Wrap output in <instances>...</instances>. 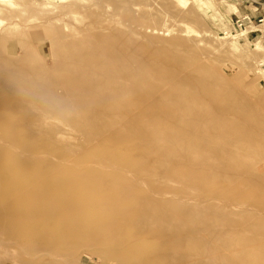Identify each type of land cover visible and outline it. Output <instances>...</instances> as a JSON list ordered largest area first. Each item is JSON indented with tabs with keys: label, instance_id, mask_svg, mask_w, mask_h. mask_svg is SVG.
<instances>
[{
	"label": "rangeland",
	"instance_id": "obj_1",
	"mask_svg": "<svg viewBox=\"0 0 264 264\" xmlns=\"http://www.w3.org/2000/svg\"><path fill=\"white\" fill-rule=\"evenodd\" d=\"M93 46L121 68L91 74L121 89L110 103L66 80L87 76ZM179 64L181 78L200 65L226 82L236 107L158 144L145 126L166 120L144 112ZM261 125L264 0H0V264H264V156L193 160L195 142Z\"/></svg>",
	"mask_w": 264,
	"mask_h": 264
},
{
	"label": "bare ground",
	"instance_id": "obj_2",
	"mask_svg": "<svg viewBox=\"0 0 264 264\" xmlns=\"http://www.w3.org/2000/svg\"><path fill=\"white\" fill-rule=\"evenodd\" d=\"M100 27V26H99ZM124 36V35H123ZM112 37V36H111ZM120 37V36H119ZM129 37V36H128ZM96 38V37H95ZM98 39V38H96ZM103 38H100V40ZM109 39L110 38H106ZM116 39V37H115ZM123 39V37H122ZM90 40V38H89ZM104 41V40H103ZM114 41V40H113ZM83 42V41H82ZM99 42V41H98ZM174 42V41H173ZM100 43V42H99ZM126 44V42H125ZM82 45H84L82 43ZM85 46V45H84ZM60 47V46H59ZM102 47V46H101ZM108 47V45H107ZM128 47V46H127ZM119 48V47H118ZM77 49V48H76ZM151 50V49H150ZM108 53V50H103L99 46L82 48L81 53L86 58V60L82 61V74H87L83 80L80 82H76V74L77 71L75 68L70 69V74L66 78L67 82L72 85L75 84L78 88L81 89L82 94H87L91 92L89 85L93 84L92 89L96 91V94H99L100 98L105 99L109 102V100H115L116 95H121V89L115 85L109 84L103 79H98L95 76H91L92 72H107L111 76L116 75L121 72V68L119 64L113 61L115 58L112 55L104 54ZM152 51V50H151ZM78 52V51H77ZM134 53V52H133ZM133 55V54H132ZM137 55V53H136ZM160 56V55H159ZM154 57V56H153ZM161 58V57H160ZM116 59V58H115ZM148 60V59H147ZM79 61V60H78ZM136 61V60H133ZM161 61V59L159 60ZM121 62V61H120ZM137 62V61H136ZM139 62V61H138ZM179 62V61H178ZM129 63V62H128ZM132 63V62H131ZM154 63V62H153ZM152 63V64H153ZM172 63V62H171ZM125 64V63H124ZM135 64V63H134ZM141 64V63H140ZM150 64V63H149ZM176 65V63H175ZM57 67L59 65H56ZM69 66V65H65ZM122 66V65H121ZM131 66V65H130ZM144 66V65H143ZM149 66V65H148ZM202 66V65H201ZM71 67V65H70ZM69 67V68H70ZM76 67V66H75ZM151 67V66H150ZM64 69L66 67H63ZM68 68V67H67ZM131 68V67H130ZM135 68V67H132ZM137 68V67H136ZM157 68V67H156ZM181 66L180 64L176 66V69L173 73H168L164 78V90L160 92H155L154 94L159 99V103L153 107H149L144 112L147 115L152 114L153 112L161 113L166 123L157 124V126H145L146 139H152L158 144H162V140H170L177 137H186L189 131H194L198 134H204L209 132L215 125L217 118H224L233 113V110L236 107L235 95L236 92L232 88H228L227 83L221 81L219 78L215 77L213 73L205 72L200 65L193 66L192 70L187 73V77L181 78ZM139 69V68H137ZM146 69V67H145ZM135 70V69H134ZM133 70V71H134ZM142 70V69H141ZM2 71V70H1ZM54 71V69H53ZM52 71V72H53ZM165 71V70H164ZM50 72V71H48ZM50 72V73H52ZM63 72V71H62ZM86 72V73H85ZM139 72V71H138ZM185 72V71H184ZM183 72V74H184ZM48 73V74H50ZM150 73V72H149ZM148 73V74H149ZM66 74V73H65ZM64 74V75H65ZM70 76V77H69ZM104 76V75H103ZM152 76V75H151ZM36 78V77H35ZM111 78V77H110ZM111 80V79H110ZM113 80V79H112ZM144 80V79H143ZM114 82V81H113ZM118 82V81H117ZM127 82V81H126ZM138 82V81H137ZM92 83V84H91ZM112 83V82H111ZM120 83V82H119ZM87 85L88 87L84 86ZM150 84V83H149ZM20 85V84H19ZM146 85V84H145ZM185 86L186 89H181V87ZM179 86V88H178ZM21 87V86H20ZM23 87V86H22ZM26 88V87H25ZM147 88V87H146ZM64 89L68 90V87ZM30 90V89H29ZM27 91V90H26ZM89 91V92H88ZM134 91V89L132 90ZM17 92V91H16ZM94 92V91H92ZM128 93V92H127ZM126 93V94H127ZM130 93V92H129ZM20 94V93H19ZM47 94V93H46ZM135 94V93H134ZM49 95V94H48ZM54 96V95H53ZM56 96V95H55ZM120 98L123 104L125 103H133L134 95H127ZM238 96V95H237ZM241 96V95H240ZM155 97V96H154ZM24 98V96H23ZM253 98V97H252ZM153 99V98H152ZM238 99V98H237ZM33 100V99H32ZM104 100V101H105ZM243 100V99H242ZM173 101L174 104L171 106L164 107V103H168ZM120 102V103H121ZM136 102V101H135ZM149 102V101H148ZM147 102V103H148ZM161 102V103H160ZM107 103V102H106ZM110 103V102H109ZM117 103V101L115 102ZM139 103V102H138ZM146 103V104H147ZM239 103V102H238ZM108 104V103H107ZM145 104V105H146ZM117 106L118 104H114ZM260 105V104H259ZM137 106V105H136ZM135 106V107H136ZM37 107V106H36ZM73 107V106H72ZM110 107V106H108ZM242 107V106H241ZM113 108V107H112ZM118 108V107H117ZM124 108V107H123ZM141 108V107H140ZM138 108V109H140ZM87 109V108H86ZM129 109V108H128ZM239 109V108H238ZM244 110V108H243ZM237 111V110H236ZM240 111V110H239ZM243 112V111H242ZM30 113V112H29ZM47 113V112H46ZM100 114L103 112L99 111ZM123 113V112H122ZM245 114V112H243ZM90 111L85 110L83 115H89ZM115 114V113H114ZM133 114V113H132ZM131 114V115H132ZM156 114V113H155ZM236 114V113H235ZM234 114V115H235ZM240 114V113H239ZM242 114V113H241ZM240 114V115H241ZM74 115V114H73ZM119 114L113 115L117 116ZM122 115V114H121ZM126 115V114H124ZM123 116V115H122ZM237 116V114L235 115ZM243 116V115H242ZM248 116V115H247ZM128 117V115H127ZM151 117V116H150ZM149 117V118H150ZM155 117V115H154ZM122 118V117H121ZM148 118V117H147ZM146 118V119H147ZM244 118V117H243ZM251 118V117H250ZM152 119V118H151ZM234 119V118H233ZM144 120V119H143ZM157 120V119H155ZM243 119L240 120V122ZM148 121V120H147ZM254 121V120H253ZM123 122V121H122ZM138 122V121H137ZM155 122V121H154ZM160 122V121H159ZM165 122V121H163ZM221 122V121H220ZM219 122V123H220ZM244 122V121H243ZM242 122V123H243ZM133 123V122H132ZM140 123V122H139ZM235 123V122H234ZM245 123V122H244ZM255 123V122H254ZM154 124V123H153ZM240 124V123H238ZM249 124V123H248ZM258 124V123H256ZM119 125V124H117ZM128 125L127 123L125 124ZM123 125V126H125ZM130 125V124H129ZM259 125V124H258ZM237 126V125H236ZM245 127V125H243ZM250 126V125H249ZM257 126V125H256ZM133 127H135L133 125ZM185 127L186 136L180 132V129ZM246 127H248L246 125ZM260 130L258 132H253L254 134L249 135V138H240L239 136H233L232 141L226 143V141L222 139H218L216 142L212 143H196L194 159L197 161L207 162L209 167H213L212 165H216L222 167V165L233 164L239 167L240 165H249L255 164V161L260 157L264 156V128L263 125L260 126ZM126 128V127H124ZM217 128V127H216ZM214 128V129H216ZM232 128V126H231ZM236 129V127H234ZM243 128V127H240ZM87 129V128H86ZM85 129V130H86ZM123 129V127H122ZM132 129V128H131ZM134 129V128H133ZM224 129V128H223ZM239 129V128H238ZM119 130V129H118ZM125 130V129H124ZM184 130V128H183ZM229 130V129H228ZM231 130V129H230ZM38 131V130H37ZM131 131V130H130ZM245 131V129L243 130ZM138 132V131H137ZM229 134L227 131H225ZM125 133V132H124ZM127 133V132H126ZM130 133V132H129ZM242 133V132H241ZM36 134V133H35ZM139 134V133H138ZM209 134V133H208ZM216 134V132H215ZM220 134V133H218ZM239 134V132L237 133ZM236 134V135H237ZM32 135V134H31ZM132 135V134H131ZM194 135V134H193ZM217 135V134H216ZM230 135V136H231ZM242 135V134H241ZM247 135V133H246ZM140 136V135H139ZM223 136V135H221ZM229 136V135H228ZM245 136V135H242ZM60 137V136H59ZM210 137V136H209ZM248 137V136H247ZM189 138V137H188ZM198 139V137H195ZM195 138L193 139L195 141ZM204 139V138H203ZM205 140V139H204ZM215 140V139H214ZM183 141V140H182ZM191 141V139H190ZM206 141V140H205ZM204 141V142H205ZM210 141V140H209ZM9 142V141H8ZM173 142V141H172ZM193 142V141H191ZM11 143V142H10ZM178 143V142H177ZM194 143V142H193ZM6 144V143H5ZM177 145V144H176ZM179 145V143H178ZM181 145V143H180ZM183 145V144H182ZM186 145V144H185ZM188 145V146H189ZM159 146V145H157ZM184 146V145H183ZM12 147V146H11ZM120 147V146H119ZM181 147V146H180ZM158 148V147H157ZM15 149V148H14ZM121 149V148H120ZM183 149V147H182ZM191 149V148H190ZM23 151V150H22ZM122 151V150H121ZM20 152V151H19ZM171 152V151H170ZM181 152V151H180ZM186 152V150H185ZM22 153V152H21ZM24 153V152H23ZM50 153V152H48ZM38 154V153H37ZM41 154V153H40ZM45 154V153H43ZM171 154V153H170ZM169 154V155H170ZM179 154V153H178ZM193 155V154H192ZM32 156V155H31ZM44 156V155H43ZM46 156V155H45ZM42 157V156H41ZM33 158V157H32ZM45 159V158H44ZM140 160V158H137ZM137 162V160H135ZM189 161V160H188ZM172 162V161H171ZM179 162V161H178ZM144 163V162H142ZM146 163V162H145ZM153 163V162H152ZM215 163V164H214ZM75 164V163H74ZM205 164V163H204ZM97 165V164H96ZM80 166V165H78ZM109 166V165H108ZM208 167V168H209ZM257 167V166H256ZM213 169V168H212ZM118 170V169H117ZM127 171V170H126ZM213 171V170H212ZM246 171V170H245ZM245 173V172H244ZM212 174V173H211ZM225 174V173H224ZM257 174L264 175V163L261 166L257 167ZM139 175V174H138ZM213 175V174H212ZM233 175V174H231ZM239 175V174H238ZM214 176V175H213ZM205 177V176H204ZM212 177V176H209ZM233 177V176H232ZM139 178V177H138ZM142 178V177H141ZM226 179V178H225ZM197 180V179H196ZM217 180V179H216ZM227 180V179H226ZM239 181V180H238ZM216 187V186H215ZM106 190V189H105ZM252 190V189H250ZM249 193V192H248ZM240 207V206H239ZM247 208V207H246ZM257 209V208H256ZM254 210V209H253ZM121 219V218H120ZM127 230V229H126Z\"/></svg>",
	"mask_w": 264,
	"mask_h": 264
}]
</instances>
